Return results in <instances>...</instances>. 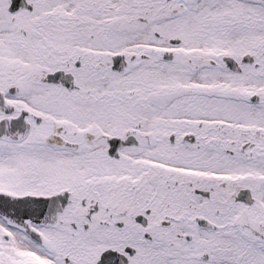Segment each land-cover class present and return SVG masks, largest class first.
<instances>
[{
  "label": "snow or ice",
  "instance_id": "obj_1",
  "mask_svg": "<svg viewBox=\"0 0 264 264\" xmlns=\"http://www.w3.org/2000/svg\"><path fill=\"white\" fill-rule=\"evenodd\" d=\"M0 264H264V0H0Z\"/></svg>",
  "mask_w": 264,
  "mask_h": 264
}]
</instances>
